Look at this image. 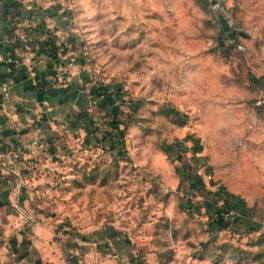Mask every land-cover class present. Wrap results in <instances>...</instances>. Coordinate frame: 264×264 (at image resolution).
Wrapping results in <instances>:
<instances>
[{
	"label": "rangeland",
	"instance_id": "1",
	"mask_svg": "<svg viewBox=\"0 0 264 264\" xmlns=\"http://www.w3.org/2000/svg\"><path fill=\"white\" fill-rule=\"evenodd\" d=\"M67 1L82 91L118 85L134 124L39 184L67 264H264V0Z\"/></svg>",
	"mask_w": 264,
	"mask_h": 264
},
{
	"label": "crops",
	"instance_id": "2",
	"mask_svg": "<svg viewBox=\"0 0 264 264\" xmlns=\"http://www.w3.org/2000/svg\"><path fill=\"white\" fill-rule=\"evenodd\" d=\"M68 4L0 0V264H67L55 223L40 210L39 184L64 149L112 148L114 131L129 126L113 125L133 106L122 105L118 85H107L100 99L95 88L82 91L91 65L80 29L65 26ZM185 98L175 93L171 101L187 107ZM95 236L87 233L89 241Z\"/></svg>",
	"mask_w": 264,
	"mask_h": 264
},
{
	"label": "built area",
	"instance_id": "3",
	"mask_svg": "<svg viewBox=\"0 0 264 264\" xmlns=\"http://www.w3.org/2000/svg\"><path fill=\"white\" fill-rule=\"evenodd\" d=\"M230 43H235V40L234 39H231L230 40ZM238 48H241V45H236ZM3 60V55H2V53L0 52V62ZM223 207V206H222ZM220 213L221 214H224V216L225 217H229V216H232V215H234V214H236V213H234V211H232L231 209H227V210H225L224 209V207H223V209H220Z\"/></svg>",
	"mask_w": 264,
	"mask_h": 264
},
{
	"label": "trees",
	"instance_id": "4",
	"mask_svg": "<svg viewBox=\"0 0 264 264\" xmlns=\"http://www.w3.org/2000/svg\"><path fill=\"white\" fill-rule=\"evenodd\" d=\"M171 112H173V111H171ZM127 117H129V116H127ZM124 121L126 122V120H124ZM117 123H118V121H115V122L113 123V125H114V124H117ZM122 133H123V131H122ZM243 253H244V251H241V250H240V252H237V254H243Z\"/></svg>",
	"mask_w": 264,
	"mask_h": 264
}]
</instances>
